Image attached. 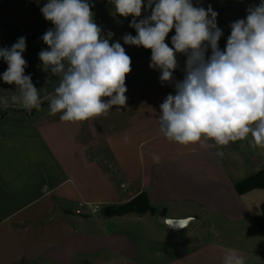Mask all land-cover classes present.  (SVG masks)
I'll return each instance as SVG.
<instances>
[{
	"label": "crops",
	"instance_id": "obj_1",
	"mask_svg": "<svg viewBox=\"0 0 264 264\" xmlns=\"http://www.w3.org/2000/svg\"><path fill=\"white\" fill-rule=\"evenodd\" d=\"M198 1L195 7L211 6L209 0ZM246 1L240 0L242 10H247ZM46 3L0 0V48L26 38L25 75L31 76L41 101L31 110L12 103L19 91L3 81L8 65L0 58V99L9 101L8 107L0 103V264H137L141 239L125 228L131 215L137 220L150 215L160 223L165 217L198 218L193 230L171 239L174 244L187 242L182 237L188 233L197 237L198 230L216 231L215 239L196 243L169 264H222L230 249L242 255L245 264H264V230L256 223L264 190L239 194L234 186L258 170L255 160L264 165V149L237 141L223 146V157H217L216 149L169 142L160 131V105L168 94L175 95L174 82L184 79L186 55L176 54L174 80L161 82V71L149 67L151 50L124 43L125 34L137 33L129 26L133 17H121L120 26L103 36L111 32L110 44L119 42L129 56L139 53L131 57L132 63L140 61V75L125 82L126 104L87 121H61L59 114H49L48 100L60 78L39 59L40 51L48 49L42 36L54 28L41 12ZM150 14L151 9H142L137 22ZM245 18L243 14L233 22ZM226 24L218 42L222 51L231 34V23ZM174 35L173 28L165 40L169 47ZM205 55L211 56L210 47ZM142 192L158 215L103 214L105 207L126 203ZM85 203L103 209L82 207L77 213ZM228 227H233L235 241L220 239L219 233L228 232Z\"/></svg>",
	"mask_w": 264,
	"mask_h": 264
},
{
	"label": "clouds",
	"instance_id": "obj_2",
	"mask_svg": "<svg viewBox=\"0 0 264 264\" xmlns=\"http://www.w3.org/2000/svg\"><path fill=\"white\" fill-rule=\"evenodd\" d=\"M110 2L119 16L133 17L129 26L137 35L125 34L124 43L151 50L149 67L161 71V82L174 80L177 53L187 57L184 79L174 82L175 95L168 94L160 105L158 123L169 142L201 143L216 149L217 157H223V146L237 141L248 140L251 147L264 149V0L249 7L245 19L231 23L223 51L218 44L223 32L211 6L195 7L192 0ZM91 8L88 0H47L41 8L54 28L42 36L48 49L40 51L39 59L60 78L48 97L49 114H59L64 122L106 116L113 106L127 101L131 58L119 42L109 43L113 33L107 38L101 34ZM142 9H151V14L137 22ZM173 28L169 47L165 40ZM209 47L211 56L206 58ZM25 50V37L10 48H0V58L8 65L2 79L19 91L11 97L12 103L31 110L39 108L41 101L31 76L25 75ZM0 103L9 106L6 98ZM193 220L164 218L167 228L175 229ZM222 264H245V259L230 249Z\"/></svg>",
	"mask_w": 264,
	"mask_h": 264
},
{
	"label": "rangeland",
	"instance_id": "obj_3",
	"mask_svg": "<svg viewBox=\"0 0 264 264\" xmlns=\"http://www.w3.org/2000/svg\"><path fill=\"white\" fill-rule=\"evenodd\" d=\"M213 11L218 15L216 17L217 27L222 31L228 29V21L233 23L236 18L246 14V10H242L239 7L240 0H209ZM256 0H247L245 9H248L251 5L253 6ZM92 6L93 20L102 30V35L105 34L106 30H116L120 26V19L123 16H119L115 13L114 6L110 0H88ZM193 6L199 4L198 0H192ZM253 3V4H252ZM129 17V16H128ZM126 17V18H128ZM226 26V27H225ZM139 60L135 63H131V72L126 76L127 80L132 82L135 78L139 77ZM185 72V68L183 67ZM182 75V74H181ZM175 215L173 212H170ZM103 214H105L103 212ZM133 219L126 225V229L137 233L135 238L139 237L140 247L138 257L136 258L137 264H169L170 260L183 253L187 249L193 247L196 243L206 241L208 239L216 238V231H196L197 237H191V233L183 235V239L188 238V241H184L181 245L172 243L171 239L181 238L182 235L168 233L166 231L164 223H160L154 217L150 215L144 216L141 220H137L134 215H131ZM131 218V217H130ZM228 227V232L219 233V237L223 241H235L234 236H231L230 232L233 230ZM165 232V233H164ZM167 232V233H166ZM201 232V233H199ZM139 234V235H138ZM172 234V235H171ZM133 237V236H132ZM245 237V236H244ZM139 241V240H138ZM144 241V242H143ZM245 245V243L243 244ZM147 248V249H146ZM146 249V250H144Z\"/></svg>",
	"mask_w": 264,
	"mask_h": 264
},
{
	"label": "trees",
	"instance_id": "obj_4",
	"mask_svg": "<svg viewBox=\"0 0 264 264\" xmlns=\"http://www.w3.org/2000/svg\"><path fill=\"white\" fill-rule=\"evenodd\" d=\"M139 53L136 52L134 55H138ZM134 55H130V58ZM256 166L258 170L239 181H237L234 186L236 191L239 194H244L248 191L253 189H263L264 190V165L255 160ZM262 213L260 216L256 218V223L261 230H264V202L262 203ZM104 213L106 216H116V215H125L129 213H136V214H145L149 213L152 215H158L157 208L152 205L149 200L148 194L146 192H142L138 194L136 197L131 199L130 201L119 204V205H112L107 206L104 208ZM165 212L162 211L161 215H164Z\"/></svg>",
	"mask_w": 264,
	"mask_h": 264
},
{
	"label": "water",
	"instance_id": "obj_5",
	"mask_svg": "<svg viewBox=\"0 0 264 264\" xmlns=\"http://www.w3.org/2000/svg\"><path fill=\"white\" fill-rule=\"evenodd\" d=\"M192 218H194V220L191 221L189 223V225L187 227L183 228V229H175V228H168V229L173 231V232H175V233H177V234H183L185 232L191 231V230H193L196 227V225L199 222L198 218H196V217H192ZM164 224H165V222H164ZM165 226H166V224H165Z\"/></svg>",
	"mask_w": 264,
	"mask_h": 264
},
{
	"label": "built area",
	"instance_id": "obj_6",
	"mask_svg": "<svg viewBox=\"0 0 264 264\" xmlns=\"http://www.w3.org/2000/svg\"><path fill=\"white\" fill-rule=\"evenodd\" d=\"M82 207H86L89 209V211L91 212H98L101 211L103 208L100 204L97 203H85V204H81L80 209L77 210V213H82Z\"/></svg>",
	"mask_w": 264,
	"mask_h": 264
}]
</instances>
